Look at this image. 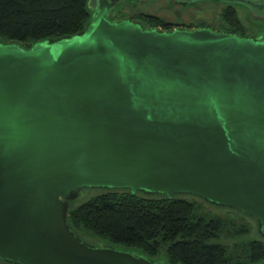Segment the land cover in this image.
Returning <instances> with one entry per match:
<instances>
[{"label":"water","instance_id":"obj_1","mask_svg":"<svg viewBox=\"0 0 264 264\" xmlns=\"http://www.w3.org/2000/svg\"><path fill=\"white\" fill-rule=\"evenodd\" d=\"M208 1L264 18V0ZM119 4L72 36L0 37V261L169 264L81 240L67 217L84 187L198 195L264 234V34L144 28L109 18Z\"/></svg>","mask_w":264,"mask_h":264},{"label":"trees","instance_id":"obj_2","mask_svg":"<svg viewBox=\"0 0 264 264\" xmlns=\"http://www.w3.org/2000/svg\"><path fill=\"white\" fill-rule=\"evenodd\" d=\"M213 2L225 5L220 12L224 30L250 35L235 5ZM140 16L155 27L173 29L159 15L140 13L135 18ZM91 17L89 0H0V37L25 44L57 40L83 32ZM187 26L211 25L199 20ZM184 195L106 189L76 206L71 204L68 225L88 244H92L88 237L98 238L102 241L94 245L136 251L169 264L264 263V234L259 221L262 237L248 236L247 223L237 224L229 215L202 213L197 199ZM223 237L232 242H225Z\"/></svg>","mask_w":264,"mask_h":264},{"label":"rangeland","instance_id":"obj_3","mask_svg":"<svg viewBox=\"0 0 264 264\" xmlns=\"http://www.w3.org/2000/svg\"><path fill=\"white\" fill-rule=\"evenodd\" d=\"M98 0H89V6L91 14L93 16ZM139 3V2H138ZM225 6L222 3H216L213 1H203L193 6H170L168 0H154L144 1L141 4H136L135 0H120V4L117 7L118 12L126 13L128 16H135L140 13H150L159 15L166 18L168 21L182 22L185 24L199 23V20L205 21L207 24L212 25L216 28H222V20L220 18V12ZM241 19L246 24L249 33L264 29L263 20H253L249 17L246 11L242 8H237ZM106 189L99 187H84L77 190L76 195L70 200V204L74 206L84 202L88 198L105 192ZM189 198H195L202 205V213H211L219 215H229L236 220L237 224H248L250 226V232L248 236L251 237H262V233L259 231L258 220L250 215H245L239 212L237 209L229 208L228 206L215 205L204 198L197 197L194 195H184ZM92 244L100 243L98 238H90ZM225 242L231 243L232 240L223 237ZM0 264H17L7 261H0Z\"/></svg>","mask_w":264,"mask_h":264},{"label":"flooded vegetation","instance_id":"obj_4","mask_svg":"<svg viewBox=\"0 0 264 264\" xmlns=\"http://www.w3.org/2000/svg\"><path fill=\"white\" fill-rule=\"evenodd\" d=\"M135 1H136V4H141V2H139L138 0H135ZM145 1H154V0H145ZM168 1H169V5L170 6H185V7L186 6L197 5L198 3L203 2V1H198V2H195V3H192V4H188V3H186L187 0H168ZM204 1H208V0H204ZM232 5H235L237 8L244 9L251 19H253V20H263L262 22H264V18L263 19H254V18H252V16H251V10L247 6H244V5H236V4H232ZM117 7L118 6L112 8V10L110 12L109 18L115 19V18H118V17H121L122 16V17L130 18V19L135 20L137 22H141V24L143 25L144 28L155 27V26L151 25L150 23L144 21L143 18H142V16L135 18L134 15L133 16H128L126 13L118 12L117 11ZM169 23H170L171 26H173L172 27L173 29H176V28H188L187 24L182 23V22L169 21ZM205 27L214 28V29H216L218 31L224 30L223 28H216V27H214L212 25L211 26H205ZM263 34H264V29L261 28V29H259V31H256L254 33H250L249 36H256V37H258V36H261ZM76 192H77V190H76ZM185 195H188V194H185Z\"/></svg>","mask_w":264,"mask_h":264}]
</instances>
